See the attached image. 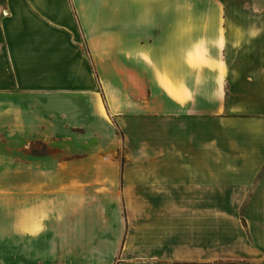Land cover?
Masks as SVG:
<instances>
[{
  "label": "crops",
  "instance_id": "obj_1",
  "mask_svg": "<svg viewBox=\"0 0 264 264\" xmlns=\"http://www.w3.org/2000/svg\"><path fill=\"white\" fill-rule=\"evenodd\" d=\"M0 168V264H264V0H0Z\"/></svg>",
  "mask_w": 264,
  "mask_h": 264
},
{
  "label": "rangeland",
  "instance_id": "obj_2",
  "mask_svg": "<svg viewBox=\"0 0 264 264\" xmlns=\"http://www.w3.org/2000/svg\"><path fill=\"white\" fill-rule=\"evenodd\" d=\"M25 159H31L33 156H44L49 153L47 147L42 143H34L25 148ZM57 189H43L37 190L32 188L30 176L24 173L23 183H17L15 169L14 168H0V212L15 211L16 210V198L17 196L23 197L24 209L28 210L31 206L32 199H34L35 207H37V195L43 194L45 196L50 195L53 191L58 190V193L64 194V187L66 185V176L64 168H57ZM54 194V192H53ZM22 207V206H21ZM58 212L65 211V202L59 201L55 204ZM44 207H37L36 209H29V213H42ZM176 264H187V263H176Z\"/></svg>",
  "mask_w": 264,
  "mask_h": 264
}]
</instances>
